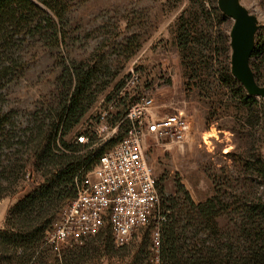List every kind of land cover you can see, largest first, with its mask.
Segmentation results:
<instances>
[{
    "label": "rangeland",
    "instance_id": "374dc122",
    "mask_svg": "<svg viewBox=\"0 0 264 264\" xmlns=\"http://www.w3.org/2000/svg\"><path fill=\"white\" fill-rule=\"evenodd\" d=\"M238 2L257 19V54L251 55L250 67L264 87V0ZM67 21L65 45L51 48L39 39L24 44L23 72L0 78V110L12 112L17 126H31L33 114H55L50 111L66 93L65 68L74 62L93 69V86L86 114L64 139L86 145L75 153L89 155L86 164L125 135L129 94L137 91L153 98L157 116L177 114L189 123L180 143L156 136L144 142L167 215L190 210L184 191L197 204L221 188H237L251 201L264 195L254 169L244 168L254 156L264 160V98L250 95L232 73L234 20L220 9L219 0H76ZM133 73L139 81L128 92L132 84L126 87V80ZM115 127L117 133L108 140ZM80 136L85 141L80 142ZM44 180L29 171L13 193L0 198V229L10 209ZM217 223L221 229L231 226L227 216ZM75 247L91 248L89 264H134L141 249L157 254L153 224L137 229L121 246L105 229L66 246L61 256ZM150 262L159 260L153 257Z\"/></svg>",
    "mask_w": 264,
    "mask_h": 264
},
{
    "label": "trees",
    "instance_id": "16d2710c",
    "mask_svg": "<svg viewBox=\"0 0 264 264\" xmlns=\"http://www.w3.org/2000/svg\"><path fill=\"white\" fill-rule=\"evenodd\" d=\"M75 1L0 0V78H15L23 72L24 44L37 39L51 48L66 44L67 16ZM65 74L66 93L50 111L54 115L33 114L31 126L19 127L12 112L0 110V198L13 193L29 171L45 179L10 209L0 229V264H89L91 248L75 247L61 256L46 243L59 212L76 195L77 174L94 168L114 145L86 164L89 155L75 154L86 145L66 142L65 135L87 112L93 69L71 62ZM244 168L254 169L264 185L260 156L247 161ZM231 191L221 188L198 204L184 191L190 210L181 216L168 214L157 254L141 249L134 264H152L153 257L158 264H264V195L251 201L237 188ZM161 196L165 197L162 189ZM223 216L231 223L226 229L217 223ZM105 229L111 233L109 226Z\"/></svg>",
    "mask_w": 264,
    "mask_h": 264
},
{
    "label": "built area",
    "instance_id": "2783aa9c",
    "mask_svg": "<svg viewBox=\"0 0 264 264\" xmlns=\"http://www.w3.org/2000/svg\"><path fill=\"white\" fill-rule=\"evenodd\" d=\"M130 77L126 80V87L132 84L128 92L139 81L138 74ZM124 121L128 127L122 139L103 153L90 172L77 174L76 195L46 238L55 252L97 235L106 226L116 244L125 245L137 229L153 224L157 253L167 214L161 209L158 181L144 142L156 136L180 143L189 132V123L177 114L157 116L153 98L140 96L137 91L129 94ZM117 131L115 127L108 140ZM79 141H85V137L80 136Z\"/></svg>",
    "mask_w": 264,
    "mask_h": 264
},
{
    "label": "water",
    "instance_id": "95a60500",
    "mask_svg": "<svg viewBox=\"0 0 264 264\" xmlns=\"http://www.w3.org/2000/svg\"><path fill=\"white\" fill-rule=\"evenodd\" d=\"M220 9L234 20L231 30L232 73L243 84L250 95L264 98L261 87L250 67V58L254 49V36L258 28L257 19L238 2V0H219Z\"/></svg>",
    "mask_w": 264,
    "mask_h": 264
}]
</instances>
